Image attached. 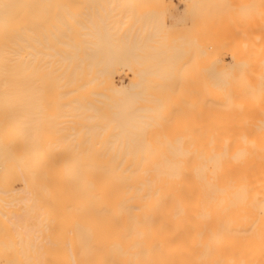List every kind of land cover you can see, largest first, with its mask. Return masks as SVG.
<instances>
[{
  "label": "bare ground",
  "instance_id": "obj_1",
  "mask_svg": "<svg viewBox=\"0 0 264 264\" xmlns=\"http://www.w3.org/2000/svg\"><path fill=\"white\" fill-rule=\"evenodd\" d=\"M0 264H264V0H0Z\"/></svg>",
  "mask_w": 264,
  "mask_h": 264
}]
</instances>
